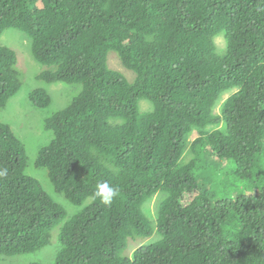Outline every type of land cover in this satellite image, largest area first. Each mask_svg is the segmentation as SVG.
I'll return each instance as SVG.
<instances>
[{
    "label": "trees",
    "instance_id": "16d2710c",
    "mask_svg": "<svg viewBox=\"0 0 264 264\" xmlns=\"http://www.w3.org/2000/svg\"><path fill=\"white\" fill-rule=\"evenodd\" d=\"M7 28L53 68L38 79L81 86L45 119L55 139L34 164L69 203H90L66 220L26 174L24 145L0 122V169H8L0 179V255L37 252L61 225L51 264H264V185L211 202L196 178L210 156L232 165L247 189L261 184L264 0H0V37ZM108 52L133 83L108 68ZM15 64L14 51L0 46V108L21 88ZM233 89L214 114L219 96ZM29 99L39 109L50 104L43 89ZM141 100L152 111L141 113ZM220 124L224 130L203 131ZM194 129V158L182 163ZM100 181L120 190L111 206L92 199ZM157 193L165 198L153 230L142 206ZM153 232L158 241L122 256L129 237Z\"/></svg>",
    "mask_w": 264,
    "mask_h": 264
},
{
    "label": "rangeland",
    "instance_id": "374dc122",
    "mask_svg": "<svg viewBox=\"0 0 264 264\" xmlns=\"http://www.w3.org/2000/svg\"><path fill=\"white\" fill-rule=\"evenodd\" d=\"M213 41L215 43L216 52L218 54L224 53L226 50L224 35H216ZM0 46L14 51L16 55L15 70L18 72L19 81L21 83L20 90L7 101L3 108H0V122L8 125L14 135L24 145L27 157L26 174L29 175L27 172L29 166L46 172L45 169L36 168L34 164L39 150L48 145L51 141L50 134L52 133L44 129V121L54 113L66 107L80 92L81 86L78 84H65L62 82L46 83L43 80L38 79V75L41 72L51 70L53 68L42 66L35 61L30 49V40L23 33L15 29H5L0 37ZM107 66L109 69L119 72L129 83L134 82V74L131 71L126 70L121 65L115 53L108 52ZM35 89H43L49 95L50 104L46 108L39 109L31 104L29 95ZM235 91L236 90L233 89L224 92L219 96L213 108L214 114H220L224 102ZM138 107L141 113L150 112L153 108L152 104L146 100L139 101ZM213 129L224 130L225 126L223 124L215 127L210 126L203 131L209 132ZM195 137L196 129H194V131H192L187 138V146L181 157L182 163H187L194 158L190 149V144ZM29 144H31L35 149L34 154L30 159L27 154V146ZM230 169H233L232 165H227L220 161L213 160L210 156L208 160H204L199 163V169L196 172L197 182L202 192L207 193L211 202L247 193V185H242L241 182H238L236 178L232 177L231 173H229ZM260 177L261 184L251 187L253 189V193L258 192L261 186L264 185V171L260 173ZM45 192L55 203L63 207L66 213V220L77 214L84 206L90 203V200H87L82 206L78 207L69 203L63 195L57 194L55 191H53V193H49L47 191ZM164 198L165 194L157 193L142 206V211L150 221L153 230L155 229V222L160 202ZM65 202L72 206L73 211L71 213L64 206ZM60 227L61 225L57 226L51 232V242L48 246L37 252L29 254L15 256L0 255V264H51L56 253L60 249ZM158 240L159 237L155 232H153V234L149 237H129L127 240V247L122 253V256L131 258L136 249L153 244Z\"/></svg>",
    "mask_w": 264,
    "mask_h": 264
},
{
    "label": "clouds",
    "instance_id": "9594fccd",
    "mask_svg": "<svg viewBox=\"0 0 264 264\" xmlns=\"http://www.w3.org/2000/svg\"><path fill=\"white\" fill-rule=\"evenodd\" d=\"M51 139H55L54 134H50ZM35 149L31 144L27 146V154L29 159L33 156ZM27 172L29 175L32 176L33 179H35L38 183L41 184L42 188L49 192L53 193L54 186L51 184V182L47 179V173L40 169H34L31 166L28 167ZM8 175V169L2 168L0 169V179L5 178ZM248 195H253V189L251 187L248 188L247 193ZM121 193L118 187L108 183V182H97L94 185V190L92 192V199L98 200L101 204L105 206H111L112 203L120 197ZM66 209L71 213L73 211L72 206L68 205L67 202H65Z\"/></svg>",
    "mask_w": 264,
    "mask_h": 264
}]
</instances>
